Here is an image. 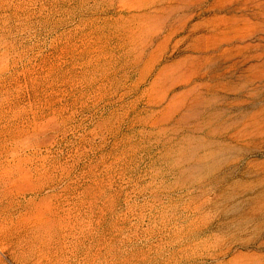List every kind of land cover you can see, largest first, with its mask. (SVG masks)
Segmentation results:
<instances>
[{"label": "rangeland", "instance_id": "1", "mask_svg": "<svg viewBox=\"0 0 264 264\" xmlns=\"http://www.w3.org/2000/svg\"><path fill=\"white\" fill-rule=\"evenodd\" d=\"M0 264H264V0H0Z\"/></svg>", "mask_w": 264, "mask_h": 264}]
</instances>
